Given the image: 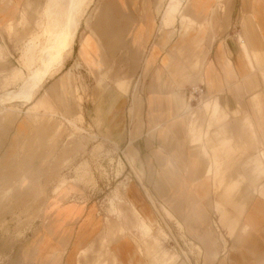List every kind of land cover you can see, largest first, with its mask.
<instances>
[{"label":"crops","instance_id":"crops-1","mask_svg":"<svg viewBox=\"0 0 264 264\" xmlns=\"http://www.w3.org/2000/svg\"><path fill=\"white\" fill-rule=\"evenodd\" d=\"M222 1L185 0L175 22L164 26L169 0H101L95 16L85 23L75 53L83 65L100 76L104 67L118 70L130 65L132 70L142 65L137 80L141 82L139 94L132 93L128 101L118 96L106 106L102 118L105 129L124 146L129 162L133 166L139 162L145 172V185L137 176L141 185L127 186L130 209L121 213L112 208L113 214L124 215L139 235L138 249L132 239L123 237L124 229H117L121 233L118 237L111 225L100 239L104 228L95 206L65 205L58 200L52 202L58 218L44 223L42 229L35 227L42 231L14 246L9 255L13 262L85 264L87 250L100 252L105 245L107 251L102 252L108 259L106 264H145V254L151 257L150 264H172L175 255L169 256L166 251L159 254L156 249L158 239L153 236V227L157 221L153 218L157 213L164 221L174 222L182 239L193 240L188 242L205 255V264H264V185L260 183L264 177V0L238 1L236 7L251 17L239 40L233 32L221 38L213 34L218 22L216 6ZM22 2L0 0V37L14 31L18 15L24 17ZM202 40L207 45L200 57L197 48ZM0 52V57L4 56L1 46ZM180 60L192 62L195 82L205 90L203 104H189L187 92L183 94L182 87L188 86L193 76ZM19 72L20 68L13 69L5 78L4 88L20 82ZM101 80L102 77L100 83ZM115 88L117 94H126L129 83L118 80ZM17 90L5 89L0 95ZM36 95L30 103H20L32 104ZM15 104L1 107L8 113L0 123V132L19 117L17 113L21 111L15 109ZM32 105L31 112L25 114L34 115L29 117L35 127L28 119L16 127L21 145L13 140L4 153L0 144V167L11 172L12 181H21L19 185L27 183L26 175L35 173L36 157L45 161L51 154L48 147L61 129L51 120L56 112L45 96ZM38 109H43L44 114L38 116ZM197 110L199 114L194 116ZM209 116L213 121H224L213 128ZM217 133V145H211L213 142L207 138ZM18 147L21 154L16 151ZM38 149L47 151L40 153ZM236 149L247 154L235 163V178L226 184L227 165ZM242 185L245 190L238 198L236 193ZM61 186L55 189L56 194L64 188ZM12 189L8 187L0 193L1 206ZM217 215L229 237L222 233L218 222L214 223L220 234L215 235L213 220ZM148 239L156 244L147 247Z\"/></svg>","mask_w":264,"mask_h":264},{"label":"rangeland","instance_id":"rangeland-1","mask_svg":"<svg viewBox=\"0 0 264 264\" xmlns=\"http://www.w3.org/2000/svg\"><path fill=\"white\" fill-rule=\"evenodd\" d=\"M26 1L24 0L20 6V10H26L25 15L24 17L17 16L14 31L7 34L5 38L0 37V46L4 51V56L0 57V93L4 92L5 89L17 90L19 88L18 90H20L22 88L26 77L40 64L41 51L47 41L44 32L51 27L50 21L44 18L47 6L44 16L41 15L46 0ZM143 1L145 2V0ZM238 1L223 0L217 4L215 14H217L218 22L216 28H212L214 36L221 38L226 33L230 34L232 32L237 34L238 40L244 36L245 23L251 17L236 7L239 3ZM100 2L101 0H93L88 8V13L86 12L87 15L85 14L86 17L81 24L72 56L69 57L71 55L70 52L66 53L69 58L65 64L64 59L60 67L52 69L44 82L58 72L63 67V64L64 68L57 75L48 79L45 84L43 82V89L38 93L41 86L37 89L36 94H38H34L36 98L33 103H37L44 96L48 99L56 112V117H51V120L53 124L56 123L57 126H61L59 136L48 147L51 154L47 156L45 161L41 157H36L34 161L36 163L35 173L32 172L31 175H26L29 178L27 183L20 185L21 181H12L13 176H11L9 170H3L0 167V193L4 192L8 187L14 188L8 193L3 205H0V244L2 245L0 247V264H21L17 260L12 261L9 256L11 250L14 246H19L29 236L42 231L35 230V227L42 229L44 223L54 222L53 220L58 218V215L54 214L56 205H52V202L56 203L58 200L60 204L65 203V205L95 206L98 220L102 224L101 227L104 228L100 234V239L106 235L109 225H111L115 229V233L117 229H124L123 237H127V240L132 239L138 249L139 235L130 228L124 215L121 217L116 213L113 214L112 208L120 210L121 213L130 209L129 201L127 200V186L132 183L137 184V186L141 185L138 183L137 176L141 178L145 185V172L140 168L139 162L136 161L134 166L129 162L126 157L127 151L123 148L124 146L122 147L116 141L111 131L105 129L102 118L106 106H109V103L115 101L118 96L119 99L128 101L132 93L139 94L141 82L137 80L142 74V65L137 64V69L139 65L138 70H131L130 65L120 66L118 70H106L104 67L103 75L100 76V73L91 72L83 65L75 53L81 43L85 23L95 16ZM26 3H30L29 7L25 6ZM165 4L166 1L164 6ZM172 31L174 30L172 29ZM39 33L41 37L38 35L33 38L32 40L35 39V41L30 44L32 49H29L31 48L29 43L32 42L30 38ZM206 45L207 41L202 40L197 48L198 56L201 57V52L203 53L206 49ZM180 61L183 62L184 66H187L188 72L193 76L190 82L187 83L188 86L182 87L183 94H185L189 88L198 86L199 83L195 82V73L190 65L192 62ZM79 63L82 65L79 66ZM15 68H20V82H12L7 88H4L5 78L9 77ZM59 77L61 81L57 82ZM101 77L103 80L100 83ZM118 80L128 81V93L117 94L115 83ZM135 86H137L136 92H133ZM33 98L30 101L23 99L21 102L30 103ZM32 104L23 106L19 102L14 105L16 106L15 109H19L21 112L17 113L19 117L16 121L7 124L3 132H0V144L4 148V153L13 140L21 145L22 139L18 137L16 131L18 122L28 119L31 127H35V124L30 120L29 116L31 115L25 114L32 108ZM43 112V109H38V116L44 114ZM202 112L204 111H201V114H203ZM7 113L3 108L0 109V123H3V118ZM204 113L207 116L206 113L208 112ZM196 114H199L198 110L195 111L194 116ZM201 114L197 121L201 119ZM31 117H34V115ZM131 118L132 116H130ZM210 118L211 116L208 117V119ZM65 119H68L73 124H69ZM210 120L213 122V128L220 126L224 121V119L213 121L212 118ZM190 121L193 120L190 119ZM206 121L207 119L202 121V125ZM128 127L129 125L127 129ZM189 136L191 137L190 133ZM218 137H220V134L218 136L217 133L211 138H207V140L213 142L211 145L216 146ZM51 146L53 149L50 148ZM16 151L21 154L22 150L18 147ZM38 151L44 153L47 149H38ZM246 154L245 151L235 150L230 165H227L230 167L227 169L226 184L235 178L232 172L234 165L238 160H244ZM225 167L223 166V168ZM260 183L264 185V177L260 179ZM60 184L64 188L56 194L55 189ZM244 190L245 187L242 185L236 196L240 198ZM62 197L63 199H61ZM1 203L2 200H0ZM153 220L157 221L152 227L154 230L153 236L158 239V244L148 239L145 240V243L148 244L147 247L156 244L159 254L166 251L169 256L175 255L176 259L174 260L173 257L172 264H205V255L200 254L198 248L189 244V239L193 241L191 238L182 239V235L179 234L174 222L164 221L157 213H155ZM214 222H218L222 233L227 234L226 236L229 237L230 233L227 228H224L225 226L220 222L218 215L213 220L216 232L217 228ZM149 231L150 229L147 230V232ZM160 231L163 234L159 233ZM120 234L117 232L118 237L121 236ZM219 234L215 233L217 236ZM102 250L107 251L105 245L99 248L100 252L92 253L91 250H87L85 264H106L108 259ZM92 256H94L93 259ZM150 258L145 254L142 263L150 264Z\"/></svg>","mask_w":264,"mask_h":264},{"label":"bare ground","instance_id":"bare-ground-1","mask_svg":"<svg viewBox=\"0 0 264 264\" xmlns=\"http://www.w3.org/2000/svg\"><path fill=\"white\" fill-rule=\"evenodd\" d=\"M92 1L48 0L45 18L50 21L51 27L44 32L47 41L41 51L40 64L26 77L20 90L0 95V108L5 107L7 104L21 102L23 99L30 101L52 69L62 65L66 53L73 52L82 20ZM184 1L169 0L164 14V26L175 22L177 16L180 14ZM34 41L35 39L29 43L31 47L29 49H32L30 44ZM204 101L205 96L198 105L203 104Z\"/></svg>","mask_w":264,"mask_h":264},{"label":"built area","instance_id":"built-area-1","mask_svg":"<svg viewBox=\"0 0 264 264\" xmlns=\"http://www.w3.org/2000/svg\"><path fill=\"white\" fill-rule=\"evenodd\" d=\"M204 96L205 90L203 86H193L187 91L188 102L191 104L196 103L195 106H198Z\"/></svg>","mask_w":264,"mask_h":264}]
</instances>
